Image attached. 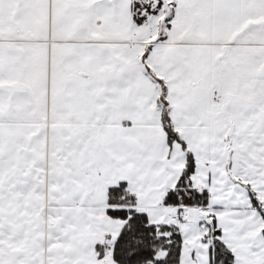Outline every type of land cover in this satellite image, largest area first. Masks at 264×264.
Here are the masks:
<instances>
[{"label":"snow or ice","instance_id":"snow-or-ice-1","mask_svg":"<svg viewBox=\"0 0 264 264\" xmlns=\"http://www.w3.org/2000/svg\"><path fill=\"white\" fill-rule=\"evenodd\" d=\"M0 264H264V0H0Z\"/></svg>","mask_w":264,"mask_h":264}]
</instances>
